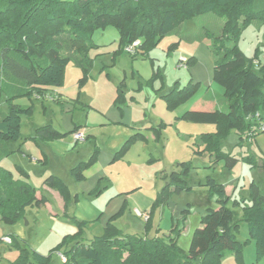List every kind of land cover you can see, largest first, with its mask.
Segmentation results:
<instances>
[{
  "label": "rangeland",
  "instance_id": "obj_1",
  "mask_svg": "<svg viewBox=\"0 0 264 264\" xmlns=\"http://www.w3.org/2000/svg\"><path fill=\"white\" fill-rule=\"evenodd\" d=\"M224 20L214 12L199 14L193 18L194 30L185 31V23H181L135 55L119 45L113 26L94 28L86 52L88 79L81 88L82 69L74 60L64 66L62 84L49 86L39 97L12 91L23 84L12 76L1 78L0 73V113L8 111V96L13 94V103L22 108L32 106L30 115H21L20 139L5 142L0 149V168L48 198L39 207L26 206L12 224L0 218V264H15L23 248L49 254L50 264H61L64 259L60 254L67 249L60 245L65 235L75 234L76 240L88 244L104 234L108 222L123 235L166 236L177 227V244L186 251L206 208L218 206L216 195L211 196L204 185L207 176L226 187L230 195L227 205L237 208L239 214L234 237L241 251L235 255L225 250L221 264H264V254L256 259V244L239 207L234 206L235 200L240 205L250 204L251 181L264 187V172L246 159L253 156L264 162V133L258 134L259 141L249 144L246 139L239 140L236 130H227L218 148L238 158L228 169L223 160L215 161V150L203 138L217 126L177 118L189 108L205 109L210 102L217 109L227 108L222 87L212 82L213 55L206 34L220 36ZM236 44L246 58L256 54L260 64L264 59V23L251 20L240 31ZM179 56L189 61L185 67H177ZM188 82L196 87L168 107L163 95ZM201 97H211V101ZM46 124L62 136L37 137L35 129ZM75 131L82 132L85 139L75 141ZM80 162L85 163V178L77 181L71 169ZM180 162L189 168L186 176L181 174L189 189L171 191L165 201H157L165 176L183 170ZM48 175L57 176L66 185L65 196L43 183ZM135 208L148 213V224L135 214ZM3 236L18 243L7 244L1 241Z\"/></svg>",
  "mask_w": 264,
  "mask_h": 264
},
{
  "label": "trees",
  "instance_id": "obj_2",
  "mask_svg": "<svg viewBox=\"0 0 264 264\" xmlns=\"http://www.w3.org/2000/svg\"><path fill=\"white\" fill-rule=\"evenodd\" d=\"M207 12L225 17L220 36L206 34L210 36L213 55L212 82L222 87L227 108H189L177 118L217 126L215 132H207L203 138L215 150V161L223 160L232 169L238 158L218 148L225 132L236 130L242 141L254 130L253 116L258 113L264 119V59L255 65L254 60H260L258 56L246 58L236 44L240 31L251 20L264 23V0H0L1 78L12 76L23 84L12 91L44 96L49 86L62 84L64 66L74 60L82 69L78 79L81 88L88 79L86 52L94 28L113 26L122 48L140 39L139 52L148 50L181 23H185V31L194 30L193 18ZM194 87L190 82L182 88L173 87L163 95L166 105L173 107ZM15 96H8V111L0 113V149L5 142L20 139L21 115H30L32 111V106L22 108L13 103ZM35 135L49 140L61 137L62 133L46 124L37 127ZM246 159L264 172V162L253 156ZM179 164L183 170H172L165 176L157 201L163 202L171 191L185 187L182 176L188 174L189 168L185 162ZM84 167L85 163L80 162L71 169L75 180L85 178ZM43 183L64 196L67 194L66 185L55 175H48ZM204 185L211 196L216 195L218 206L206 208L186 251L177 244V227H172L166 236L123 235L108 222L104 234L95 236L88 244L76 240L75 234L65 235L60 245L67 249L61 252V264H221L225 250L238 255L241 244L234 237L238 209L227 205L230 195L222 183L207 176ZM249 196L250 204L240 205L235 200L234 206L241 211L249 236L256 244V259H260L264 254V187L261 189L251 181ZM46 202L47 197L37 196L27 181L15 179L10 171L0 168V218L4 223H14L26 206L39 207ZM149 219L150 216L146 224ZM13 243L18 242L12 238ZM15 264H50V255L23 248Z\"/></svg>",
  "mask_w": 264,
  "mask_h": 264
},
{
  "label": "built area",
  "instance_id": "obj_3",
  "mask_svg": "<svg viewBox=\"0 0 264 264\" xmlns=\"http://www.w3.org/2000/svg\"><path fill=\"white\" fill-rule=\"evenodd\" d=\"M140 44H141L140 39H135L134 41H132L128 44H125L123 46V50L128 54L135 55L138 52V47ZM258 63L259 62L257 60H254L255 65H258ZM186 65H187V60L184 57L179 56L178 60H177V67H185ZM253 118H255V120H256L255 126L252 127V129H254V130L249 131L245 136V139L248 141H251L256 134L264 132V119L261 117V115L256 113L253 116ZM73 138L75 141H82L85 139L84 134L82 132H79V131H75L73 133ZM134 212L136 215L144 217L145 220L148 218L147 212L144 213L142 211H139L136 208L134 209ZM1 241L5 242L7 244H11L12 238L10 236H3ZM60 256L62 259H64L62 254H60Z\"/></svg>",
  "mask_w": 264,
  "mask_h": 264
},
{
  "label": "crops",
  "instance_id": "obj_4",
  "mask_svg": "<svg viewBox=\"0 0 264 264\" xmlns=\"http://www.w3.org/2000/svg\"><path fill=\"white\" fill-rule=\"evenodd\" d=\"M208 44H209V41H208ZM202 98H205V97H201V99H202ZM210 98H211V97H206L205 100H209ZM209 101H211V100H209ZM195 103H197V101H195ZM195 103H194V104H195ZM210 103H211V102H210ZM190 105H191V104H190ZM216 105H217V104H216ZM206 107H208V108H215V105L211 103L210 105H208V106H206ZM257 136H258V135L254 136V138H253L251 141H249V144L252 143L253 141H255V142H256V141H259V138H257ZM243 142H244V140H243ZM259 161H260V160H259ZM260 162H262V161H260ZM225 191H226V193L228 194V191H227L226 187H225ZM36 195H37V196H40L41 194L36 192ZM228 195H229V194H228ZM46 197H47V196H46ZM47 202H48V198H47Z\"/></svg>",
  "mask_w": 264,
  "mask_h": 264
}]
</instances>
